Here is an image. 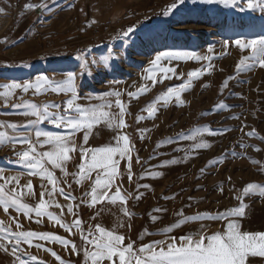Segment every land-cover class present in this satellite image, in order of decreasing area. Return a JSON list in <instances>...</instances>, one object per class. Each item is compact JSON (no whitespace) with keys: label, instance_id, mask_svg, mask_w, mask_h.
I'll list each match as a JSON object with an SVG mask.
<instances>
[{"label":"rangeland","instance_id":"obj_1","mask_svg":"<svg viewBox=\"0 0 264 264\" xmlns=\"http://www.w3.org/2000/svg\"><path fill=\"white\" fill-rule=\"evenodd\" d=\"M13 1L15 6L11 8L14 9L20 1L30 0ZM101 1L72 0L69 6H62L57 17L33 25L22 44L13 47L0 59V85L13 81L35 82L38 76L59 82L67 79L66 73H74L79 97L77 103L82 107L114 102L115 97L107 94L115 91L122 93L120 99L126 104L128 114L123 118L127 127L120 131L128 135L135 146L132 153L133 175L131 182L126 175L122 178L118 175L109 196L119 187L121 195L128 198L127 204L122 205L120 201L112 204L105 200L92 207H74L84 228L101 225L124 235L125 244L135 242L134 247L137 248L152 241L165 240L167 236L179 238L202 230L212 235L223 232L227 221L203 219L179 225L178 222L183 217L224 214L238 207L240 200L237 197H241L247 205L245 216L239 220L241 231L264 233V197L258 194L257 188L244 195V189L250 184L264 187V68L257 66L252 71H238L240 61L250 58L252 51L241 50L235 44L237 39L247 41L264 36V12L250 10L248 0H236L234 7L224 3H193L192 0H185L183 4H179V0H104L102 4ZM173 4L177 7L170 15H165ZM6 8L5 0H0V17ZM3 24L0 21V31ZM130 27L134 29L129 34L130 39H120V35ZM210 47L213 49L211 53L208 52ZM163 51H190L209 56L213 67L195 78L190 73L207 68L208 60H162L161 70L151 71L152 60ZM105 58H108L107 65ZM85 59L87 67L84 66ZM167 67L174 68L175 74L168 73L169 78L165 79L162 69ZM89 72L91 75H88ZM229 77L234 78L229 80ZM226 81L229 87L222 89ZM145 86V94L129 100L128 92H136ZM173 87L181 93L183 104L174 95L168 97V90ZM99 97L104 99H97ZM70 98V93L57 94L43 89L42 93H36L35 89L28 92L17 89L8 100L0 97V132H5L9 138L18 140L28 137L36 143L35 131L42 130L70 135V141L74 142L77 150L69 154L66 177L46 158L41 160L44 167L57 177V190L63 188L65 193L77 198L75 202L65 200L58 191L53 197L55 203L64 206V221L69 223L75 217L67 213V205L79 203L94 186L97 171H101L94 170L91 179L76 184L73 174L79 171V149L82 146L92 149L114 146L113 137L116 135L112 128L101 122L93 128L85 145L83 131L69 134L68 129L63 126L57 128L47 120L32 124L36 117L24 115L25 111H30L24 107L26 104L37 105L40 109L46 105H59L58 109L49 108V111L63 114L66 101ZM163 98H167L168 102L164 103ZM157 101L155 119H148L143 109ZM221 102L229 107L220 109ZM110 111L116 113L118 109L113 107ZM139 116L146 119L137 122ZM236 116L240 119L233 118ZM10 125L16 127H8ZM222 128L229 131L222 135H211L205 131ZM139 129L146 130L143 139ZM199 143H207L211 147L197 149L195 146ZM28 150L29 146L21 143L0 146L2 175L5 178L18 177L19 186L15 181L5 185L4 180H0V185H5V190L15 188L17 192L23 188L27 193L24 186L31 181L36 195L25 194L21 199L29 207H34L40 199L42 180L32 174V170L26 169L20 160L19 153ZM48 150L50 146L47 144L37 146L38 153ZM173 160L182 162L161 166L165 161ZM217 161L220 162L218 165L210 166V162ZM201 169L205 172L201 173ZM126 171V160L121 159L118 173ZM146 171L162 175L152 178L145 175ZM141 175H144L143 179H140ZM43 183L49 190L53 187L47 181ZM138 183L151 186L150 189L139 190L144 193L140 200L135 199L139 194L136 191ZM221 187L222 192L219 190ZM129 193L132 194L130 197ZM44 200L48 202L49 197L45 196ZM55 203H50L47 211L60 215ZM125 209L131 212V219L123 215ZM157 209L166 211L157 212ZM181 211L183 217L179 215ZM153 216L157 217L155 222ZM13 217L20 220L22 229L16 227ZM36 219L34 213L33 219L29 220L13 209L6 213L0 207V224L11 231L47 232L67 238L78 249L81 248L78 231L70 235L46 216L41 218L40 223ZM162 233H167V236ZM37 243L42 247H35ZM0 245L3 246L0 247V264H19L17 256L27 260L28 264H34L29 257L36 258L35 264H59L45 248L55 251L66 264H85L82 251L78 255L51 242L34 240L32 246L24 243L15 254L7 239L0 240ZM4 247L8 251H4ZM103 264L109 262L105 260ZM248 264H264V258L249 257Z\"/></svg>","mask_w":264,"mask_h":264},{"label":"snow or ice","instance_id":"obj_2","mask_svg":"<svg viewBox=\"0 0 264 264\" xmlns=\"http://www.w3.org/2000/svg\"><path fill=\"white\" fill-rule=\"evenodd\" d=\"M185 0H179V4H183ZM193 3H202L206 5L220 4L235 6L236 0H192ZM43 7L47 8V4L44 3ZM27 8L31 9L33 5H27ZM177 7L173 4L171 8L165 13V15H170L172 10ZM247 7L250 10L259 9L264 12V0H248ZM243 10V9H242ZM134 31L133 28H128L120 35V39L129 38V34ZM127 43V40H125ZM236 46L241 49H251L252 56L250 58H244L240 61L237 66L238 71H252L257 66L264 68V36L258 39L243 40L237 39L235 41ZM227 47V44H225ZM213 49L210 47L208 52L211 53ZM80 59V57H77ZM211 57L200 56L194 52L190 51H163L155 56L152 60V70L153 72L161 70V61L167 60L169 62L173 60H196L197 62L201 60H208L209 64L207 68H202L199 71H192L190 73L191 77L198 78L202 73L208 71L213 67L211 63ZM249 59L251 63H249ZM105 65L108 64V58L104 59ZM84 66L87 67V61L85 59ZM165 73L164 78L167 79L168 73L175 74V69L172 67H167L162 69ZM66 80L63 81H52L46 76H38L35 82H11L8 84L0 85L3 90L0 91V97L8 100L17 89H21L24 92H28L29 89H35L36 93H42L43 91H52L54 93H65L71 94V98L66 101V107L64 113L51 112L49 108H59V105H46L43 109H40L37 105L26 104L25 108L30 109V111H25V116L36 117L32 124H38L42 121H50L55 127H64L69 130V134H74L78 131H83V143L86 145L89 140V136L92 134L93 128L100 124L101 122L106 123L116 135L113 137L115 144L114 146H102L99 148H85L81 147L79 149L81 162L78 164L79 171L73 174V178L76 184H81L85 179H91V173L94 170L97 171L96 178L93 182L94 186L91 187L90 192H86L84 197H82L79 203H69L67 205V213L75 217L72 222L64 221V206L59 203H55L53 197L59 192L65 200L75 202L77 198L70 193H65L63 188L55 187L58 183L57 177L54 175L53 171L48 170L44 167L41 160L46 158L47 161L52 165L53 168L60 169L61 173L66 177L68 175L66 171V162L70 159V153L76 151L74 142L70 141V135L56 134L50 131L36 130L35 137L36 143L28 137H23L18 140L11 139L7 136L5 132H0V146H5L7 143H21L27 144L29 146L28 151L19 153L20 160L26 169L32 170V174L41 177L42 183L40 185L41 191L39 192V201L34 207H29L28 204L22 201L21 197L25 194H30L35 196L36 193L33 190V185L29 181L24 188L27 189V193L24 192L23 188L19 192L15 188L11 190H5V185L15 181L16 185L19 186V178L11 177L5 178L2 173L3 169H0V180L5 181V185H0V207L7 213L9 209H13L16 213L21 214L28 218L33 219V213L37 223L41 222V218L47 217L50 221L59 225L64 229L65 232L70 235H74L75 232L80 233L81 248L78 249L77 245L67 238L60 237L55 234L47 232H36L29 230H19L11 231L10 228L4 227L0 224V233H5L7 235H0V240L7 239L12 245V253L15 254L21 244L27 243L32 246L33 241H43L51 242L53 244H59L61 247L69 249L72 252H76L78 255L83 252L85 257V264H103L106 260L109 264H248L249 257H262L264 258V233H249L241 231V224L239 220L242 219L246 214L247 205L243 202L241 197H237L240 200L239 206L235 207L224 214H217L212 216H194V217H183V212L179 213L183 219L178 222V225L186 222H197L203 219L211 220H225L227 221L226 228L223 232L214 233L212 235H207L205 231H201L195 234H188L182 237L167 236V233H162L167 236L165 240L152 241L141 246L134 247L135 242H129L125 244V236L118 234L114 230H108L101 225H96L95 228L89 227L84 228L81 219L78 217V213L74 210L79 209L81 205H86L88 207L94 206L97 202L103 203L105 200L112 204L120 201L122 205L127 204L128 198L121 195V190L119 187L116 188L115 193L109 196L114 182L118 178V175H126L129 182L132 180V153L135 151V146L131 144L128 135L123 134L120 130L123 127H127L124 122V116L127 113L126 104L120 99L122 93L115 91L108 93V96H114V102L105 101V103L99 106H88L82 107L77 103L79 97L77 96L76 87V74L66 73ZM88 75H91L89 72ZM148 77H145L147 79ZM234 77H229L231 80ZM47 87H44V86ZM229 87L226 81L222 89H227ZM147 87L141 88L136 92H128L127 95L129 100L138 99L140 95L145 94ZM221 94H223L221 92ZM175 96L180 104L183 101L180 99L181 93L178 92L177 88L173 87L168 90V97ZM231 95V93H230ZM91 99V98H88ZM97 99H104L99 97ZM157 102L149 104L144 111L147 112L148 119H155L157 107ZM163 102L167 103V98H163ZM15 107H21V105H15ZM115 107L118 112L112 113L110 110ZM220 109H225L226 106L221 102L218 106ZM230 110V109H229ZM234 119H240L239 116L233 117ZM146 119L144 116H139L137 122ZM8 127L15 128V125H10ZM243 131V127L240 129ZM211 135H222L229 131V129L220 130H210L207 129ZM140 138L143 139L146 130L139 129ZM248 135H254V133H248ZM44 139L41 140L40 138ZM191 138V137H189ZM171 143V141H169ZM45 144L50 146V150L37 152V146L43 147ZM197 149L210 148L211 145L207 143H199L195 146ZM259 149H257L258 151ZM230 155V154H228ZM39 157L40 159H37ZM114 157H119V159H114ZM126 160L125 173L119 174L118 168L120 160ZM187 159V157H185ZM139 157H137V163H139ZM182 161L173 160L165 161L163 165L166 166L169 163H181ZM220 162H210V166H216ZM38 169V171H36ZM205 169H201V173H204ZM145 175L156 178L162 175L160 172H150L146 171ZM79 176L77 179L76 177ZM144 175H141L140 179H143ZM231 179V178H229ZM43 181H47L48 184L53 185L51 190L47 188ZM71 188V185H68ZM148 184H137L136 191L139 193L135 199L140 200L144 196L143 192L139 190L141 188L150 189ZM254 188L258 189V194L264 197V187L250 184L244 189V195H248ZM223 191V187L219 189ZM132 194L129 193V197ZM48 196L49 201L46 202L44 197ZM50 203H55V206L60 209V215L53 214L47 211V207ZM157 212L166 211V209H157ZM123 215L131 219V212L127 209L124 210ZM16 222V227L22 229L23 225L17 217H13ZM95 219V217H93ZM157 217L153 216L152 220L155 222ZM122 226V225H118ZM171 231V229H169ZM0 247H3L0 245ZM35 247L41 248L42 245L37 243ZM4 251H8L6 247L3 248ZM51 253L53 257L59 262V264H66L65 260L62 259L55 251L51 249H44ZM19 264H28L27 260L21 259L19 256L16 257ZM30 260L36 261L35 257H29Z\"/></svg>","mask_w":264,"mask_h":264},{"label":"crops","instance_id":"obj_3","mask_svg":"<svg viewBox=\"0 0 264 264\" xmlns=\"http://www.w3.org/2000/svg\"><path fill=\"white\" fill-rule=\"evenodd\" d=\"M102 1L104 2V0ZM14 3L13 0H5L7 8L4 9L3 16L0 17V21L4 23L3 29L0 31V59L7 52H10L13 47L22 44L21 41L25 39L33 25L41 21L49 22L50 18L57 17V13L62 10V6H69L72 0H30L24 3L20 1L13 9L11 7L12 5L15 6ZM44 3L47 4V8L42 6ZM27 5H33V7L29 9L26 7ZM4 33L5 35H2Z\"/></svg>","mask_w":264,"mask_h":264},{"label":"trees","instance_id":"obj_4","mask_svg":"<svg viewBox=\"0 0 264 264\" xmlns=\"http://www.w3.org/2000/svg\"><path fill=\"white\" fill-rule=\"evenodd\" d=\"M55 45H56V43H55ZM52 46H54V45H52ZM49 48L51 47V46H48ZM41 48H42V46H41Z\"/></svg>","mask_w":264,"mask_h":264}]
</instances>
